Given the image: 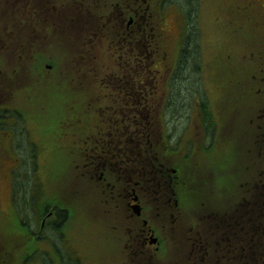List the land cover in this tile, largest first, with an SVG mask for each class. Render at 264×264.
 Returning a JSON list of instances; mask_svg holds the SVG:
<instances>
[{
  "label": "rangeland",
  "instance_id": "374dc122",
  "mask_svg": "<svg viewBox=\"0 0 264 264\" xmlns=\"http://www.w3.org/2000/svg\"><path fill=\"white\" fill-rule=\"evenodd\" d=\"M11 1L12 3L15 1L21 3L28 2V4L23 6L18 4L14 8H9L10 4H12ZM117 1L119 0H106V3L101 6L98 5V0H24V2L22 0H0V29L5 28L7 29V33H9L12 31L14 24H16V31H19V28L23 29V37L27 36V34H29V37H32L33 35L31 31L33 30V27L30 19L37 18V21L40 22L41 19L45 17L46 23L41 24V31L39 33L35 32V34L39 41H42V37L44 36L45 45L47 43L48 46L47 52L51 51V55L48 59H46L45 48L44 53L34 60V66L37 68L35 70L36 74H32L33 76H31L30 78L27 76L28 78L25 84L24 78L20 77L19 83L16 82L12 85L13 89H16L14 90L16 92L20 89L25 88L26 90L24 91V94L30 96L29 98L24 94L16 95L18 97L25 98L24 100H22V102L24 103H18V108L19 110L22 109L24 115L23 118L25 120H22L23 123H21V120H18V123H16L18 127H16V129L17 131L19 130L18 140L20 139L18 147L16 149L19 152V157L21 158L22 163H20L21 170H18V174H16L15 176L18 175L19 184H23L24 178L21 174L26 169H28L29 157L27 156L29 155L28 152L33 149L32 143L27 140L28 138L31 142H37L39 147L38 156L43 157L44 155H46V144H48V141H46V135L56 136L57 141L60 142L61 152L59 155H56V158L52 159L54 161V164H56L54 165V172L56 174L61 172V174L59 175L64 177L63 181H61V183H63L64 185V187L62 188L63 195L59 196L57 199L60 201V204L69 208L68 212L70 214L71 220L69 222L72 223L73 229L76 228L75 233L84 237L87 236L90 239L92 237L91 233L94 232H91L90 228L87 225L93 222H89L88 220L89 223H83V211L78 208L79 206L81 207V202L83 203V205H89L102 198L99 189H103V186H96L95 182L90 178V175L94 172H91L90 170V164L88 163V161L91 154L87 153V148L90 145H98L101 140L107 138L108 136H110V134H113V136L116 135L114 137H118L122 134H128L132 127H138V125L130 116L124 118L123 112L130 113L132 109L142 107L139 102L134 101L138 100L140 89L134 88V90L131 88V92L136 94V96H134L129 101H124L120 96L117 95H113L109 99L99 100L98 102L100 105L98 106V108H100V110L98 111H90L89 109H87V103H84L82 120H79L75 127L66 125L64 128L60 129L61 123L58 114L60 112L61 103L65 102L68 104L71 99L75 98V92L71 89L73 86L82 88V86L86 87V85L90 84L91 87L105 86L114 89L117 88L118 85L122 82H126L127 80L131 79V61L129 60V58L126 57V59H123L122 65H118L116 63L118 67H115V64L112 63L113 61L110 45L111 43L114 44V35L106 33V20L104 22L101 20L100 25L96 21L97 26L95 30L87 27L88 31H85L84 29L86 25L88 26L89 24L87 23L86 25L83 24L78 31V35L81 40L80 44L87 46V48H83L84 53L87 54V58L78 66V68H80L83 65L89 64L87 67H84L83 71H79L76 65L78 48L76 50L73 49V46L76 44L78 35L74 39L70 38V29L72 28V26L76 28L74 24H79V20L81 18H85L88 14H90L88 13L90 5L93 8H96L98 6L104 13V16L107 17V14L112 12L114 4ZM246 1H248L250 4L252 3L255 15L260 16L261 27L257 32L255 31L256 26L251 25L249 27V30L252 31V35L249 34L240 39L237 45L240 47L242 45V47L244 48L242 49V52L244 54L246 53L254 60L253 62H248L247 64L242 65L243 74L246 75L245 77L248 79H251L253 78V76L258 75L260 77V81L255 84L252 90H248L247 88L244 89V85H240L237 100L233 108L230 111H226V117L222 118L225 125H229V123L233 125V131L236 134H241L243 131L246 133L245 147L243 144V146L239 145L235 138L228 139L224 144L222 156L218 155V153H199V157L201 159H204V165L198 158L195 159V153L199 151V146L197 145V141L195 140V138H191L190 144L187 145V142L181 144L182 147H180L179 150H173V148H176L177 146L174 147L175 144H173V142L171 141V150L175 152V156L172 155L171 157L170 155L169 157H161L168 168L177 167L173 161L171 162V159L176 160L177 157L181 159V161L183 162L182 169L188 178L191 192L193 194H198L195 200L193 199V204L197 200L207 198L210 193L208 190L202 187L203 183L210 182L215 189L214 192L218 193L225 186L229 187L230 179L234 177V172L239 164V156L244 157V166L248 165V171H244L243 174L249 175L248 183L253 188V192L256 193V190L260 186L259 184L264 181V167H262L264 166V159L262 160L260 157V150L264 148V0ZM16 2L14 3V5L16 4ZM234 2L238 4L237 0H234ZM256 3L258 4V7H256ZM29 5H31L33 9L28 10L27 6ZM14 12L17 13L16 16L14 15ZM24 12H28L31 14H26ZM174 15L175 11L171 15V25L172 29H174L175 32H178L175 30V23L173 24V22L175 21ZM25 21L28 22L27 24L31 28L27 27V25L24 24ZM259 26L260 24L258 25V27ZM46 29H48V31H46ZM50 31L52 35L46 39L45 34L49 33ZM174 31H172V33H174ZM115 36H117V34H115ZM218 36L219 34L215 33L213 35H210L209 38L218 40ZM200 38L202 40L201 43L203 49L208 50V48L206 47L207 45L205 44L206 39L201 33ZM116 39L118 43V38ZM140 41L141 40L137 39V43H135L139 48L141 46ZM16 42L17 40L14 42V44L17 48L18 45ZM172 45L173 44H170V47ZM12 47H14V45ZM93 50V58L90 59L89 51L92 52ZM234 50L236 51V48H234ZM219 52L223 56L222 61L228 59V54L230 53L228 49L220 50ZM171 53L172 49L168 50L166 56L170 55ZM34 54L36 55V53ZM241 54L242 53L236 56H239ZM35 55H33L31 58L36 57ZM1 59H3V56H1ZM1 59L0 70L5 71L6 64ZM193 61L194 59L192 58V63L190 66H193V68H196L197 70L198 66H196ZM37 62H39L40 65L44 66V70L46 71L45 73L39 71ZM50 63L53 64L52 66L55 68H49ZM164 63L166 66H168V62L166 59H164ZM226 63L229 65L228 61ZM201 66L203 67L204 65H200V67ZM90 68H93V70L91 71ZM48 70L52 72H48ZM227 70L229 71L231 69L227 68ZM163 71H165V69ZM133 73V77H135L137 75V72L134 71ZM232 74L234 75L235 73ZM182 75L185 76L184 71L179 72V78ZM235 75H237L238 77V74ZM207 80L212 81V78L208 76ZM29 81L30 84L28 85ZM226 83L227 81L224 82L223 89H225ZM238 83L241 84V82L239 81V77ZM177 87H179L180 89V93H177V95L180 94L182 96H186V90H182L181 85L178 86V82H176L174 85L175 90H178ZM70 90L73 94H71ZM196 93L197 96H199L197 90ZM153 103L155 104L158 112L164 111L162 110V107L160 105V98L153 100ZM224 104L226 106L228 105L227 103ZM78 105L79 103L78 101H76L74 103V107L77 108ZM180 106H183V101L180 103ZM174 108L175 110L180 109V107L178 106H174ZM113 111V119H108L106 114ZM167 112L168 109H165L164 114ZM186 112L187 111L183 110L180 113H175L174 115L165 114V117H168V119L174 122L172 125L173 132L181 130V126L183 123L182 118L184 117ZM188 113L190 114V112ZM64 115L69 119L74 118V120L77 121L75 115H73L72 113L70 114V112H67ZM115 115H117L121 119L117 118ZM161 116L163 117L162 114H159L157 117ZM161 119L165 118L163 117ZM165 120L166 122H168L167 118ZM16 129H14V132L16 131ZM76 130H81L82 135L77 134ZM23 131L24 136L26 133L28 135V138H22ZM5 132L7 134H10L9 130ZM141 133L139 135H136L135 138L137 139L141 135ZM196 134L200 137V139L201 137L203 139V136L206 135L205 137H209L208 139L212 140L210 136L212 134V131L207 132V129L205 132V129L197 128ZM126 140L128 141V143L130 142L129 139ZM64 142H66L67 146H65ZM8 144H10V142H8ZM72 146L78 147V156L75 158L72 157V159H70L69 155H73L76 152H71ZM81 150L83 151L84 156L82 155V153L78 152ZM7 152L9 154L8 156H5L3 158L2 163L10 165L8 168H5L4 171V175L7 173L6 179L4 178V182L8 184L10 179L9 168L13 165L12 159L10 157L16 156V151L14 148H11L8 149ZM41 160L46 162V160L43 158ZM259 164L261 167L258 173L253 174V170H255ZM39 167L40 171L45 167L44 172H46V166L40 164ZM2 171L3 169H0V185L3 184ZM44 172H40L42 178L43 176H45L44 180L39 181L35 187H31L27 184L28 187L31 188V190L29 188L28 192L22 190H19L17 192V194L21 196H26L27 194L32 195L33 192L36 198L33 202V208L40 206V200H42L44 195H46V174H44ZM96 178L97 176H95V179ZM89 181L90 186L88 187L87 184ZM242 181H244V178H242ZM27 185L25 187L26 190ZM54 187L55 183L53 184V189ZM189 193L190 192L188 189L185 188L183 190L181 206L185 215L187 212H189ZM93 197H95V200H91ZM44 200L46 201V196ZM76 202L78 204V207H72ZM21 205L24 206V202L22 200ZM226 205L227 204H225L224 206ZM46 210V207H43L42 212L46 214ZM86 211L88 215L92 216V220H96L94 216H99L92 215L89 210ZM26 213H28L29 215L28 218H26L25 216ZM30 213H32V215H30ZM151 213L152 212H150V214ZM9 216L10 213L2 216L3 221H5V218H8ZM47 216H50L49 213L46 214V217ZM24 217L26 218V220L32 222L35 227H37V224L42 226L43 223V229L45 230V233L47 230L49 235L53 234L51 228L46 229L45 216L41 218H35L33 211L29 209L28 211L24 212ZM9 222L10 221L4 222V224H8ZM68 226H70L69 223L67 224V227ZM22 227L23 226H21L18 220H16L15 225L11 224V228L14 229V232H17L19 239L22 241V244L26 248L27 246H29L30 240L27 231ZM104 234L110 236L109 227L105 229ZM54 238H56V236ZM105 239L106 241H101V248L97 254V263L108 262L109 257H107L105 254L108 252V249L111 248L113 249L112 252L115 251V254L117 253L115 256H112L117 262L116 264H122V254L120 250L123 248L121 244L123 243V240L120 239V236L107 238L105 237ZM62 246L63 245H60V247ZM244 250L249 251L246 243L244 244ZM46 251H49V249L39 252L38 256H36L35 251L33 257H40L41 259H44L43 257H45L46 264H49L48 262H51L52 259L51 256L48 255L49 252L45 253ZM180 254L183 255L181 250ZM155 255V251L151 252V258H153L154 263L174 264L177 262H185L180 255L176 254V249H174L170 255L168 250H165L159 257H156ZM163 260H165V262Z\"/></svg>",
  "mask_w": 264,
  "mask_h": 264
},
{
  "label": "flooded vegetation",
  "instance_id": "af4514ba",
  "mask_svg": "<svg viewBox=\"0 0 264 264\" xmlns=\"http://www.w3.org/2000/svg\"><path fill=\"white\" fill-rule=\"evenodd\" d=\"M122 3L128 9L131 4L134 5L137 23L139 26L145 24L147 0H123ZM164 40L165 35H161L158 47H163ZM194 72L197 77L195 68ZM173 73L178 74L166 71L161 77ZM121 91V94H129L124 88ZM176 92L174 88V93ZM88 148L92 153L90 170L94 172L90 177L97 176L99 185L110 189L107 198L103 200L105 215L102 217L107 219L97 228L102 230L109 227L110 237L120 236L123 240V248L120 250L123 255L122 264H161L153 262L151 252L155 251V256L159 257L161 252L168 248L169 237H172L173 245L181 242L187 249L185 262L174 264H243L244 254H264V181L259 184L255 193L248 179L235 187V193L226 199L229 201L226 206L208 203L203 215L191 214L185 218L172 211V196L167 198L170 195L169 189L162 183H152L146 174L145 163L140 161L138 164H131L127 149L115 147L108 142L90 145ZM120 150L123 164L118 167L117 177L109 178L110 170H113L109 167L110 161L113 154ZM258 171L259 169L253 174ZM168 185L170 186L169 183ZM136 203L141 207V214H137L133 207ZM48 212L49 210L46 213ZM52 212L53 218L46 219V223L58 217L57 210ZM64 223L65 220L60 230L57 229V233H54L59 235L58 240L54 242L56 247L58 244L63 245V248L66 246L62 229ZM46 228L50 229L48 224ZM164 235L168 237H163ZM153 237L157 238L156 244L152 243ZM245 243L249 251L244 250ZM60 248L58 251L63 264H114L93 262V259L87 258V254L81 250L76 252L75 263H72Z\"/></svg>",
  "mask_w": 264,
  "mask_h": 264
},
{
  "label": "trees",
  "instance_id": "16d2710c",
  "mask_svg": "<svg viewBox=\"0 0 264 264\" xmlns=\"http://www.w3.org/2000/svg\"><path fill=\"white\" fill-rule=\"evenodd\" d=\"M184 3L186 4V6L190 9V13H191V17H193L194 13H195V0H183ZM193 31V29H192ZM196 55V54H195ZM186 56V57H185ZM192 58L194 59V64H195V58H194V54L192 50H189L188 52L184 53V59H183V67H182V71H184L185 76H181L178 80V86L181 85L182 90H186V96H182L180 94L175 96L174 99V106H178L180 107L179 110H176V113H180L181 111H186V109L188 108L189 105V101L192 98V95L194 93V91L197 88V82H196V75L194 76L195 72H194V68L193 66L191 67V60ZM197 62V61H196ZM180 87V88H181ZM178 88V92L180 93V89ZM191 96V97H190ZM189 98V99H188ZM202 99H206L204 96ZM176 101V102H175ZM183 101V106H180V103ZM204 103H207L206 100H203ZM4 119H8V117H2L0 116V161L3 160V158L5 156H8V152L7 150L14 147V144H16V146H18L17 144L19 143L20 139L18 140L17 137L15 139V137H13V139L9 138L12 136L11 133L13 130V126L12 125H8L4 120ZM12 129V130H11ZM9 130L10 134H7L5 131ZM13 135H15L13 133ZM16 136V135H15ZM12 141V142H11ZM8 142H10V144H8ZM9 146V148H7V146ZM33 149L28 152V156L29 157V166L28 168L31 169V173H32V182L35 181L36 178V172L38 169V164H37V159H38V154H37V145L34 143L33 145ZM4 152L6 153V155L4 156ZM12 159V161H16V158L19 159L17 156H11L10 157ZM26 159V158H25ZM31 163V164H30ZM3 166V164L1 165V167ZM26 173L23 174V177L25 178ZM35 183V182H33ZM25 188V187H24ZM30 187H27V191H29ZM23 189V188H20ZM26 189V188H25ZM31 190V188H30ZM32 192V191H31ZM58 213V217L56 219H51L49 220L46 224H48V227L51 228V231L53 234H51L52 236L54 235V233H57V229L60 230L61 225L63 224V221L66 219V212H62L61 210H57Z\"/></svg>",
  "mask_w": 264,
  "mask_h": 264
},
{
  "label": "bare ground",
  "instance_id": "6f19581e",
  "mask_svg": "<svg viewBox=\"0 0 264 264\" xmlns=\"http://www.w3.org/2000/svg\"><path fill=\"white\" fill-rule=\"evenodd\" d=\"M25 173H26V175H25L24 182H23L22 186L26 187L27 184L31 186L32 180H33L31 169L28 168ZM28 185H27V187H28Z\"/></svg>",
  "mask_w": 264,
  "mask_h": 264
}]
</instances>
